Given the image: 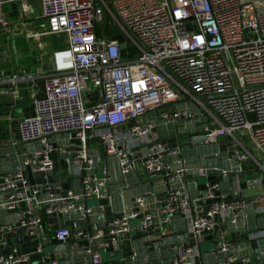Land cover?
Listing matches in <instances>:
<instances>
[{
	"label": "built area",
	"instance_id": "built-area-1",
	"mask_svg": "<svg viewBox=\"0 0 264 264\" xmlns=\"http://www.w3.org/2000/svg\"><path fill=\"white\" fill-rule=\"evenodd\" d=\"M30 0H0L22 4L25 16ZM46 26L45 35H65L68 45L53 52V72L45 83V97L36 99V113L19 122L23 142L38 143L24 153L21 166L13 174L0 176V207L19 211V225L0 226L1 240L18 228L34 232L45 215L73 217L84 222L93 214L87 198L103 199V177L84 176L81 193H63L61 183H32L24 172L47 174L54 169L52 154L64 157L69 151L57 146L54 138L81 140L100 137L107 155L117 159L122 174L132 171L133 163L145 149L143 171L149 180L162 179L167 188L163 198L138 196L131 208L113 217L105 229L97 231L60 223L51 224L55 240L66 243L87 240L91 264H102L95 244L108 248L118 244L123 234L139 227L169 223L175 214L187 222L198 244L215 229L221 214L237 222L245 199H216L217 182L209 176H227V169L199 167L206 179L203 200L198 207L186 182L189 170L180 153L161 141L156 125L140 123L143 117L160 110L165 126L184 117L199 120L196 134L205 133L209 144L228 138L242 148L239 160H254L253 152L264 157V0H38ZM0 27L11 28L1 16ZM111 30H117L113 32ZM98 92L92 103L89 94ZM170 104L178 106L176 110ZM135 122L124 137L121 127ZM137 122V123H136ZM135 143L132 149L122 141ZM249 146H247V145ZM177 162L180 166L174 169ZM73 163L79 173L93 164L85 149L76 152ZM238 170H241L238 168ZM23 207V208H22ZM252 238L264 239V230ZM2 243V242H1ZM217 253L228 255L223 264H249L247 256L230 254L232 244L224 239L215 244ZM197 247L186 246L172 264H195ZM29 255L16 247L0 256V264H21ZM44 264H57L48 261Z\"/></svg>",
	"mask_w": 264,
	"mask_h": 264
},
{
	"label": "crops",
	"instance_id": "crops-1",
	"mask_svg": "<svg viewBox=\"0 0 264 264\" xmlns=\"http://www.w3.org/2000/svg\"><path fill=\"white\" fill-rule=\"evenodd\" d=\"M18 4L20 20L12 21L6 5ZM29 10L25 16L22 4L6 3L0 7V17H6L11 28L0 27V176L13 174L21 166L24 153L33 152L40 145L34 142H23L19 136V122L23 118L33 117L36 113L35 100L45 97V83L53 72V52L68 45V40L55 35H45L42 32L46 19L41 14L38 0H30ZM59 42H58V40ZM92 103L98 97V92L89 94ZM169 108L176 110L175 104ZM161 111L150 113L143 117L140 123L150 121L156 125L161 140L171 147H179L180 153L172 160L184 159L189 169L199 167L227 169L229 174L221 176L213 172L210 182H217L216 199H245L247 204L239 212L237 222L221 214L215 217V229L205 236L203 243L198 244L195 235L190 231L187 222L179 214L171 217L169 223H156L146 229L140 228L136 220L130 233L123 234L118 244L105 248L101 242L93 248L99 250L102 264H172L178 251L186 246L197 247L198 255L195 264H223L228 255L217 253V240H227L232 244L230 254L250 258L249 264H264V239L252 238V234L264 230V157L253 152L254 160L240 164L239 151H231L218 146V150L195 152L194 145L184 146L185 137L194 136L199 130V120L184 117L176 123L165 126L161 121ZM137 123V122H136ZM135 122L122 126L121 134L126 137ZM57 146H64L69 154L64 157L58 152L52 154L55 166L47 174H34L29 167L24 172L32 183H61L63 193H81L83 178L87 175L103 177L107 173L106 185L102 187L107 196L103 199L87 198L84 204L93 209V214L84 222H78L68 216H48L43 212V222L34 232L18 228L5 235L1 240L0 256L8 255L16 247L20 254L29 255V260L21 264H44L55 261L57 264H91V256L86 252L87 240L80 239L76 245L72 240L63 243L55 240L51 224L68 225L74 230L85 228L90 231L105 229V225L124 209L131 208L138 196L163 198L167 188L162 179L149 180L143 171L145 149L141 148L129 174H122L116 158L107 155L100 137L89 139L86 145L81 140H68L57 136L54 138ZM228 138H221V143L228 144ZM210 147L219 145L217 142ZM122 146L132 149L135 143L122 141ZM199 148V147H198ZM202 148V147H201ZM85 149L93 164L79 173L73 163L76 152ZM223 149V150H222ZM236 160L241 170H233L232 162ZM174 169L180 167L177 162ZM189 193L195 205L206 207L209 202L203 200L207 190L206 179L200 174L186 173ZM203 178V179H202ZM202 179V180H201ZM5 200V194L0 192V205ZM23 208V207H22ZM22 216L19 211H9L0 207V226L19 225ZM2 242V243H1ZM57 248H60L57 250ZM241 264V263H240Z\"/></svg>",
	"mask_w": 264,
	"mask_h": 264
},
{
	"label": "water",
	"instance_id": "water-1",
	"mask_svg": "<svg viewBox=\"0 0 264 264\" xmlns=\"http://www.w3.org/2000/svg\"><path fill=\"white\" fill-rule=\"evenodd\" d=\"M207 140L208 139H207V136L205 135V133H201V134H198V135L185 137L182 140V144L184 146L194 145L193 150L195 152H199L200 154H201V151H204V153H205V151H208V152L209 151H214L215 148H216V150H218V145H216L214 147H210L211 145H209ZM247 161H252V160L251 159H247ZM231 162H232V165H233V170L236 171V170H238L240 164H244L246 162V159L240 160V164L236 160H233ZM187 173H192V174H195V175H199V172L197 170H194V169H189L187 171ZM0 236H1V233H0ZM64 247H65V243H63L61 248H64ZM59 249L60 248H57V250H59ZM261 259H264V256L261 255V256L258 257V260H261Z\"/></svg>",
	"mask_w": 264,
	"mask_h": 264
},
{
	"label": "rangeland",
	"instance_id": "rangeland-1",
	"mask_svg": "<svg viewBox=\"0 0 264 264\" xmlns=\"http://www.w3.org/2000/svg\"><path fill=\"white\" fill-rule=\"evenodd\" d=\"M6 9L9 11V15L11 16L12 18V21H19L20 20V9H19V6L18 4L14 3V4H9V5H6ZM62 38L63 35H58ZM58 40V39H57ZM59 42V40H58ZM217 143L219 144L218 146H220L221 148H224V149H228V150H231V151H239L240 153L243 152L242 148L239 147L236 143L232 142V143H221V139H218ZM247 145V144H246ZM249 146V145H247ZM223 150V149H222ZM203 179V178H202ZM201 179V180H202Z\"/></svg>",
	"mask_w": 264,
	"mask_h": 264
},
{
	"label": "trees",
	"instance_id": "trees-1",
	"mask_svg": "<svg viewBox=\"0 0 264 264\" xmlns=\"http://www.w3.org/2000/svg\"><path fill=\"white\" fill-rule=\"evenodd\" d=\"M111 31H113V32H117V30H111ZM229 143H232V142L230 141Z\"/></svg>",
	"mask_w": 264,
	"mask_h": 264
}]
</instances>
